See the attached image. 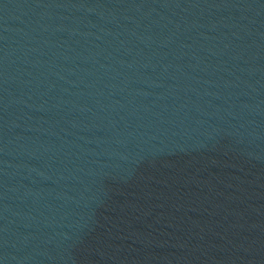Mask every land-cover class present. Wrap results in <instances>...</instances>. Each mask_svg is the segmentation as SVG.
Segmentation results:
<instances>
[{
    "label": "water",
    "instance_id": "95a60500",
    "mask_svg": "<svg viewBox=\"0 0 264 264\" xmlns=\"http://www.w3.org/2000/svg\"><path fill=\"white\" fill-rule=\"evenodd\" d=\"M0 264H264V0H0Z\"/></svg>",
    "mask_w": 264,
    "mask_h": 264
}]
</instances>
